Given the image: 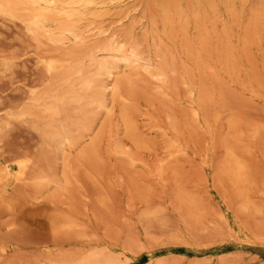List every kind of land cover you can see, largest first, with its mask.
<instances>
[{"label":"rangeland","instance_id":"rangeland-1","mask_svg":"<svg viewBox=\"0 0 264 264\" xmlns=\"http://www.w3.org/2000/svg\"><path fill=\"white\" fill-rule=\"evenodd\" d=\"M83 1L0 0V264H264V0Z\"/></svg>","mask_w":264,"mask_h":264},{"label":"bare ground","instance_id":"bare-ground-1","mask_svg":"<svg viewBox=\"0 0 264 264\" xmlns=\"http://www.w3.org/2000/svg\"><path fill=\"white\" fill-rule=\"evenodd\" d=\"M28 1V0H27ZM61 1V0H60ZM92 1L93 0H88V1H83V3L84 4H90V3H92ZM113 1V0H112ZM7 2H9V1H7ZM29 2H33L34 4H36V2H43V3H53V0H29ZM56 2V1H55ZM69 1H67L66 3H65V5H67V3H68ZM80 2H81V0H80ZM79 2V3H80ZM111 2V1H110ZM25 3V2H24ZM82 3V2H81ZM120 3V2H119ZM32 4V3H31ZM60 5V4H59ZM61 5H63L62 3H61ZM77 5H79V4H77ZM81 5V4H80ZM34 6V5H33ZM55 7V6H54ZM97 7V6H96ZM80 8V7H79ZM39 10V9H38ZM38 10L36 11V13L38 12ZM66 11V10H65ZM34 13H35V10L33 11V16H34ZM66 13H67V11H66ZM39 15V13L38 14H35V16H34V19H32V21L34 20L35 21V19L37 18V16ZM60 15V14H59ZM63 15V14H62ZM67 15V14H66ZM69 15V14H68ZM72 15V14H71ZM75 15V14H74ZM70 16V15H69ZM81 16H82V13H81ZM40 21V20H39ZM31 23H35V22H31ZM31 23H30V25H31ZM36 23H38V22H36ZM184 23V22H183ZM39 24V23H38ZM41 24V23H40ZM33 26V25H32ZM41 26V25H40ZM31 28V27H30ZM67 31V30H66ZM123 54V53H122ZM130 59V58H129ZM128 59V60H129ZM125 60V58L123 59V61ZM134 60V59H133ZM126 63L128 62L127 60L125 61ZM47 65V64H46ZM47 67V66H46ZM103 68V67H102ZM109 70V69H108ZM79 72V71H78ZM110 72V71H109ZM113 73V72H112ZM111 73V74H112ZM74 74H75V72H74ZM82 77V76H81ZM89 78V77H88ZM84 79V78H83ZM67 82V81H66ZM114 84V83H113ZM85 85V84H84ZM87 91V90H86ZM114 94V93H113ZM81 98H79V100H80ZM77 104V103H76ZM80 106V105H79ZM81 108V107H80ZM83 108V107H82ZM84 109V108H83ZM57 111V110H56ZM55 111V112H56ZM43 112V111H42ZM60 112V111H59ZM84 112V111H83ZM79 113V112H78ZM48 115V114H47ZM57 116H58V114H56ZM81 115V114H80ZM48 116H50V115H48ZM83 116V115H82ZM86 116V115H85ZM57 118V117H56ZM83 118V117H82ZM85 118V117H84ZM59 119V118H58ZM85 120V119H84ZM62 121V120H61ZM60 122V121H59ZM66 122V121H65ZM70 122V121H69ZM78 121H76V123H77ZM51 123V122H50ZM61 123V122H60ZM74 124V123H73ZM72 124V125H73ZM78 124V123H77ZM51 125H52V123H51ZM60 125V124H59ZM65 126V125H64ZM45 128V127H44ZM47 128V127H46ZM45 128V129H46ZM78 128V127H77ZM45 132V131H44ZM47 132V131H46ZM51 134H53V133H51ZM51 136V135H50ZM58 136V135H57ZM47 138V137H46ZM50 141V140H49ZM65 142H66V139L64 140ZM71 141H69L68 142V144L70 143ZM64 143V142H63ZM67 143V142H66ZM71 144V143H70ZM68 146V145H67ZM87 152H88V150H87ZM116 153H117V151H116ZM233 154V153H232ZM231 158V157H230ZM229 161V160H228ZM231 161V160H230ZM18 162V161H17ZM20 163V162H19ZM18 163V164H19ZM25 164V163H24ZM231 164H232V162H231ZM26 165V164H25ZM233 167V166H232ZM234 167H235V165H234ZM235 168H237V167H235ZM25 169H26V166H24V165H22V164H20L19 165V175H17V176H19V177H21V176H25V177H27L24 173H25ZM235 171V170H234ZM240 172V171H239ZM241 174V173H240ZM240 174H239V177H240ZM244 174V173H243ZM36 174H34V176H35ZM39 175V174H38ZM45 175V174H44ZM234 175H235V177H237V175H236V173H234ZM16 176V177H17ZM33 176V177H34ZM40 176V175H39ZM39 176L37 177V176H35V177H37V180L39 179ZM43 176V175H42ZM31 177V176H30ZM238 177V178H239ZM242 177V176H241ZM7 178V177H6ZM18 178V177H17ZM20 179H23L24 180V178H20ZM35 179V178H34ZM42 179H44L43 177H42ZM17 180V179H16ZM26 180V179H25ZM243 179L241 178V181H242ZM247 180V179H246ZM31 181V180H30ZM32 181H33V179H32ZM241 184L243 183V181L241 182L240 181V178H239V180H238ZM248 181V180H247ZM22 182V181H21ZM34 184H35V182H34ZM46 188V187H45ZM96 255V254H95ZM94 256V255H93ZM92 258V257H91ZM106 258H108V257H106ZM112 258V257H111ZM98 258H96V260H97ZM100 259V258H99ZM111 260V259H110ZM113 260V259H112ZM84 261V260H83ZM85 261H87V260H85ZM99 261V260H98ZM108 261V260H107ZM115 261V260H114ZM91 263H92V261H90ZM103 262V261H102ZM112 262V261H111ZM80 263H81V261H80ZM85 263V262H84ZM90 263V264H91ZM98 263V262H97ZM108 263V262H107ZM110 263V262H109ZM93 264V263H92ZM100 264H102V263H100ZM111 264V263H110Z\"/></svg>","mask_w":264,"mask_h":264}]
</instances>
